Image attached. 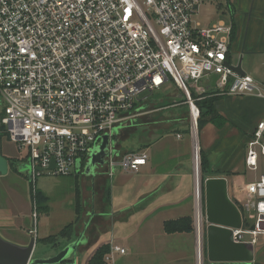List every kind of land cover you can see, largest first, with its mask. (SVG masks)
<instances>
[{
    "label": "built area",
    "instance_id": "2783aa9c",
    "mask_svg": "<svg viewBox=\"0 0 264 264\" xmlns=\"http://www.w3.org/2000/svg\"><path fill=\"white\" fill-rule=\"evenodd\" d=\"M221 2L227 6L229 0H0V130L23 155L28 182L79 173L103 136L107 177L138 172L149 154L113 156V130L168 81L188 107L191 135L201 99H264L251 76L232 69L231 25L202 28L197 22L203 5ZM249 134L243 164L252 173L264 167V120ZM192 151L194 255L196 264H204L199 152L197 158ZM243 192L238 210L251 226L233 229L232 239L239 244L248 236L254 245L264 236V173ZM115 253L125 249L110 246L104 263Z\"/></svg>",
    "mask_w": 264,
    "mask_h": 264
},
{
    "label": "crops",
    "instance_id": "0c3cea01",
    "mask_svg": "<svg viewBox=\"0 0 264 264\" xmlns=\"http://www.w3.org/2000/svg\"><path fill=\"white\" fill-rule=\"evenodd\" d=\"M224 14L228 17L233 31L229 61L233 66H236L235 63L233 64L234 59L237 64L241 62L244 75L251 76L264 93V0H229ZM196 17L199 22V12ZM213 106L223 121L220 126L217 125L218 123H207L204 126L199 134L200 149L210 165L218 166L222 173L225 170L234 172L231 176L223 173L208 178L226 180V194L238 209L245 197L244 186L264 173L260 169V174L249 179L243 164L246 139L256 124L264 120V99L254 96L221 97L214 102ZM182 137L175 139V143H170L171 146L163 145V149L156 144L148 147L146 152L149 158L145 166L130 175L133 180L138 181L141 179L138 175H144L141 187L134 198H131L130 210L120 211L115 217L107 220L110 224L119 221L122 228L114 232L113 237L110 235L108 239L102 235L101 230L88 242L87 232H85L84 252L88 251L92 245H97L96 250L99 246L108 243L110 246L125 249V253L113 254V261L106 264H196L193 231L167 233L164 230V223L168 221H178L184 217H189L192 221L193 151H191V142L182 143L181 140L184 138ZM232 154L235 155L234 158L231 157ZM19 170H22V167ZM211 170L213 171L212 168ZM202 195L204 210L203 189ZM11 218L10 225L1 224L0 228L6 225L10 232L20 230L22 228L20 222L15 219L16 217L11 216ZM240 218H242L241 215ZM242 220L241 228L251 226V221L245 218ZM101 222L105 221L101 220ZM124 226L126 228L122 232ZM207 228L204 210V264H264V236H258L254 245L249 242L248 236L244 237V242L239 243L246 245L243 251L246 253L247 262L223 261L220 252L223 247L221 239L223 237L215 234L210 242ZM29 231V228H26V233L24 232L26 236L16 239L17 244L23 246L29 241L31 238ZM229 239L233 245L232 239ZM209 246L212 251L210 260ZM91 254L82 264L87 263ZM44 255L36 259H47L53 256L47 251ZM32 258L33 255H31Z\"/></svg>",
    "mask_w": 264,
    "mask_h": 264
},
{
    "label": "rangeland",
    "instance_id": "374dc122",
    "mask_svg": "<svg viewBox=\"0 0 264 264\" xmlns=\"http://www.w3.org/2000/svg\"><path fill=\"white\" fill-rule=\"evenodd\" d=\"M226 10L227 6L224 2L214 6L203 5L199 9L198 21L201 27L217 24L220 21L229 24L228 17L224 14ZM234 63L237 65L235 59ZM221 97H211L209 99H219ZM188 113V107L183 104L180 92L174 88L171 81L166 82L156 94L149 97V102L132 111L127 122L119 129L113 130L111 153L118 158L123 153L146 151L149 146L155 144L160 149H163V145L171 146L172 144L170 143L176 142L177 134L184 137H182V143L191 142L192 151L193 136L190 132L191 123ZM221 121L223 120L219 117L216 121L218 126L221 125ZM200 131L197 127L195 136H197L199 148L198 174L203 189L204 184L201 179L207 178L209 175L203 176L206 174H202L201 169L207 168V165L212 176H219L223 173L231 176L234 172L225 170L222 173L219 171L220 168L218 166L213 167V165H210L200 149ZM0 137L2 141V158L0 159V170L2 171L0 174V225H10L11 216L16 217L15 219L22 225L20 230H15L14 232H10L8 230L9 227H6V225L1 226L0 237L4 241L17 245L16 239L19 237L23 238L26 228L31 230L30 221H32L34 214L37 217V230L33 234L35 237L31 236L34 239L33 259L43 256L46 251L55 256L61 249L76 240L79 234L84 231L86 224H88L86 230L87 242L101 230L103 231L102 235L107 239L110 235L113 237L114 232L120 231L122 227L119 221L110 224V221L107 220L115 217L120 211L130 210V206H132L130 205L131 198H134L135 193L141 187L144 175L139 174L138 176L141 179L138 181L130 177L132 174L119 171L113 179L108 178L104 166V157V164L96 167L94 175H87L85 168L74 174V176L59 178L43 176L29 183L25 174L23 155L17 152L15 145L8 141L2 131L0 132ZM200 157L201 160L202 158L205 159L206 166L204 162L203 165L201 164ZM231 157L234 158L235 155L232 154ZM21 167L22 170H19ZM262 170L264 171V167ZM246 173L249 179H252L254 175H258L261 172L251 173L247 171ZM101 220L105 222H101ZM67 227L70 228L69 231ZM124 228L126 227H123L122 232L125 231ZM45 236L46 238H54V242L47 243L48 240L45 242L46 238H43V241L42 237ZM28 242L23 246H27ZM96 246L92 245L88 251L85 250L84 252L83 249L85 248L82 245L78 248L76 255L70 256L68 260L74 263L77 259L74 264L79 262L82 264L83 261L85 263L86 257L95 250Z\"/></svg>",
    "mask_w": 264,
    "mask_h": 264
},
{
    "label": "water",
    "instance_id": "95a60500",
    "mask_svg": "<svg viewBox=\"0 0 264 264\" xmlns=\"http://www.w3.org/2000/svg\"><path fill=\"white\" fill-rule=\"evenodd\" d=\"M234 73L245 76L241 70V62L235 67H232ZM119 129V127H117ZM115 129V130H117ZM108 146V138L103 136L102 144L93 149L91 158L86 165L85 173L87 175H94L96 167L104 164V157L107 155L106 150ZM2 158V141L0 137V159ZM53 168V161L49 169ZM76 168H79L77 162ZM79 172V170H78ZM2 171L0 170V174ZM30 181V176L27 177ZM203 192L205 195V223L208 225L207 235L208 240L212 241L215 234L221 235L223 238V247L220 249L222 253V260H234L236 262H247L246 253L243 248L245 244H235L232 239V230H239L242 226L240 212L236 209L235 205L229 200L226 194V180L208 178L203 185ZM88 224L84 226L86 232ZM84 231L79 234L76 240L61 249L55 256L48 257L47 259H31L32 251L34 248V239L28 242L27 246L12 245L7 243L0 237V264H62L64 260H68L70 256H75L79 246L84 245ZM232 239L233 245L230 243ZM209 260L212 258V251L209 246Z\"/></svg>",
    "mask_w": 264,
    "mask_h": 264
},
{
    "label": "trees",
    "instance_id": "16d2710c",
    "mask_svg": "<svg viewBox=\"0 0 264 264\" xmlns=\"http://www.w3.org/2000/svg\"><path fill=\"white\" fill-rule=\"evenodd\" d=\"M211 97H206L204 99H201L199 101L196 102L197 106L199 107L200 110V116L198 118V123H197V127L198 130H202L204 128V126H206L207 123H213V124H217V120L219 119V116L217 115L216 111H215V106L214 102H216L217 99H209ZM149 102V101H148ZM200 161L202 162L201 164L205 165V159L200 157ZM207 165V164H206ZM205 165V166H206ZM202 174H206L203 176H212L210 175V171H209V166L207 165V168H204L203 170L201 169ZM207 178H202V183L204 184L205 180L208 179ZM67 230L69 231L70 228L67 227ZM164 230L167 233H180V232H186V233H190L193 231V227H192V221L189 217H184V218H180L178 221H168L164 223ZM62 235V232H61ZM60 235V236H61ZM59 236V235H58ZM44 241V239H42ZM40 240V241H42ZM47 241V243H53L54 242V238H50L47 237L45 239V242ZM53 240V241H52ZM110 251V245L108 243H106V245H102L99 246L90 256V259L87 261L86 264H104V258L106 256L107 253H109ZM62 264H74L73 262H71L70 260H64L62 262Z\"/></svg>",
    "mask_w": 264,
    "mask_h": 264
},
{
    "label": "bare ground",
    "instance_id": "6f19581e",
    "mask_svg": "<svg viewBox=\"0 0 264 264\" xmlns=\"http://www.w3.org/2000/svg\"><path fill=\"white\" fill-rule=\"evenodd\" d=\"M194 130V129H193ZM195 130H194V132H193V147H194V151L195 152H197V158H198V152L199 151H197V147H198V144H197V136H195ZM196 166H197V169H198V161H196ZM198 172H199V170H198ZM198 172H197V180H198V186L200 185V180H199V174H198Z\"/></svg>",
    "mask_w": 264,
    "mask_h": 264
},
{
    "label": "flooded vegetation",
    "instance_id": "af4514ba",
    "mask_svg": "<svg viewBox=\"0 0 264 264\" xmlns=\"http://www.w3.org/2000/svg\"><path fill=\"white\" fill-rule=\"evenodd\" d=\"M1 132V131H0Z\"/></svg>",
    "mask_w": 264,
    "mask_h": 264
}]
</instances>
